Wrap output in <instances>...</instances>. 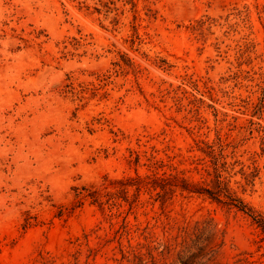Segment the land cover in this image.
<instances>
[{"label":"rangeland","instance_id":"1","mask_svg":"<svg viewBox=\"0 0 264 264\" xmlns=\"http://www.w3.org/2000/svg\"><path fill=\"white\" fill-rule=\"evenodd\" d=\"M0 264H264V0H0Z\"/></svg>","mask_w":264,"mask_h":264},{"label":"trees","instance_id":"2","mask_svg":"<svg viewBox=\"0 0 264 264\" xmlns=\"http://www.w3.org/2000/svg\"><path fill=\"white\" fill-rule=\"evenodd\" d=\"M202 144L207 148H210L209 144L204 140L196 141V145L198 148H201ZM149 160H151L152 165L155 166V171L152 174L146 175L144 177L138 175L136 178H130L126 181L127 183H136L137 192H134L133 200L130 201L129 204L131 209L134 208V205L137 206L138 204H140L141 202L139 198L143 193L141 191L142 189L146 188L149 191L148 193L150 194V198L153 200V202H160L161 209L165 210L167 208L168 202L175 196H177V194L183 196L184 198L186 197V195L184 194L185 192L178 193L174 191V187H177L178 182H182L187 188L190 185L184 178L179 177L177 173H167L165 171L159 173L160 168L162 169L166 166L172 167L171 164L165 162L163 159H156L152 156ZM203 160L204 159L194 158L192 163L197 165L195 167L196 170L199 169L198 165ZM202 171L205 173L206 177H209V182H207V180H204L202 183L192 185L196 189V192L186 193H197L199 195L208 196V198H210L212 201L223 205L224 207H227L229 210L235 209L239 212L250 215L255 219V217L252 215V209L249 208L248 205L239 196H237L236 192L232 191L229 188L228 183L224 180L222 173L217 166H215L213 170L205 166ZM120 183L124 184L123 181H121ZM187 188L185 189L188 190ZM122 193L127 192H106L104 196L106 197L107 201H109L110 199H113ZM95 199V201L99 203L100 207L104 206V202H102L98 198ZM139 247L140 244H138L135 248L138 249Z\"/></svg>","mask_w":264,"mask_h":264}]
</instances>
